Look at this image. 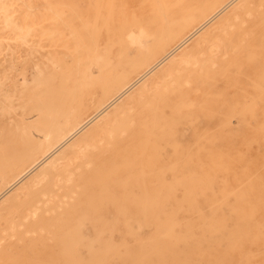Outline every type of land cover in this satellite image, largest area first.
Here are the masks:
<instances>
[{"label": "bare ground", "instance_id": "bare-ground-1", "mask_svg": "<svg viewBox=\"0 0 264 264\" xmlns=\"http://www.w3.org/2000/svg\"><path fill=\"white\" fill-rule=\"evenodd\" d=\"M73 1L46 0L30 17L47 21L43 34L60 46L32 61L31 81L0 74V264H26L46 237V264H143L173 251L189 189L264 186L252 160L223 141L231 113L264 132V0ZM6 2L3 26L26 43L39 26L12 25ZM33 2L23 4L34 14ZM15 49L0 39L4 71ZM178 188L187 189L180 199ZM151 221L165 241L145 249Z\"/></svg>", "mask_w": 264, "mask_h": 264}, {"label": "rangeland", "instance_id": "rangeland-1", "mask_svg": "<svg viewBox=\"0 0 264 264\" xmlns=\"http://www.w3.org/2000/svg\"><path fill=\"white\" fill-rule=\"evenodd\" d=\"M23 1L26 0H5L8 10L7 16L11 19L13 17L11 22L12 25L28 24L29 26H39V28L30 30L26 43H20L19 41L14 43V31L3 26V18L0 13V39L3 38L11 47L16 48V52L12 58L14 68L12 70L5 69L4 71L5 66H7V61L0 59V74L7 72L9 78L12 80L17 78L18 82L22 80V75L19 77L18 73H25L27 79L31 81L32 61L42 60V55L51 50V47L57 48V51L60 50V46H50L51 39L48 38L46 34H43V30L48 24L47 21H39L37 23L30 21V17L34 19L38 16L39 18L42 12L45 11L43 8L47 5L42 3L46 0H34L33 3L37 4L39 7L35 10L34 14L27 11ZM58 1L61 2L64 0H57V2ZM79 1L80 0H74L71 4L74 5ZM100 1L102 2L100 5L104 6L109 0ZM99 6L96 4L95 8L97 9ZM109 15L113 16V11H110ZM74 17L72 23L77 22L76 16ZM17 42L19 43L17 44ZM54 42L57 43L58 39H54ZM238 114L239 113H231L228 115L229 123L234 132L233 137H224L223 141L227 145H234L235 149L246 154L247 158L252 160L254 164V173L257 177V184L264 185V143L262 142L264 132L260 130L259 120L245 123L241 119L240 114ZM250 139L253 140L251 141ZM248 140L251 141V146L247 144ZM206 146L208 148L212 146V141L210 139L206 141ZM169 148L170 147H167V150H169ZM240 165L241 162L238 161L236 168L240 169ZM230 184L234 185L236 181L231 178ZM189 190L194 191L196 196L194 198H186L185 200L182 199L185 202L191 201V203L179 205L181 208L176 212V219L178 218L180 222L179 226L177 225L176 227L181 235L179 239L174 240V243H169V245L174 244L173 251L166 253L156 252V250L152 251L148 256H143V264H160L161 258H163L161 261L163 264H264V186L256 185L252 188H194ZM185 191H187L186 188L176 189L177 199H180V193ZM214 192L224 193V195L220 197L222 203L217 206H213L210 203L212 201L210 200L211 194ZM234 193L236 195L238 193L239 196L237 198H232L234 197L232 196ZM244 194L252 196V202L249 205L245 204L248 200L245 201V198L242 197ZM192 201H194V203ZM228 203L235 205V212L237 213L231 211L232 208ZM163 207L174 210L171 205H164ZM213 211L221 218V220L217 219V221H215V225L212 221L201 217L202 215L209 216V213H213ZM150 223L152 226L149 228V225H151ZM147 224L148 226H144L141 231L139 239L141 242L143 241L142 245L145 249L153 245L157 246L165 241L164 238L155 233L154 221L148 222ZM88 225L89 224H87L85 228H91L92 225ZM226 229H232L236 237L229 238L223 236ZM186 233H190V235L188 234L189 236L187 235V237L182 235ZM192 233L193 235H191ZM195 233H197V235H195ZM201 233H203V236ZM113 236L114 240L118 241L121 239L116 233H114ZM125 239L129 245H134V248H136L135 246H137V243L135 242V238L128 235ZM49 242H51L49 237L41 239L38 246L30 251L31 254L30 252L28 253L29 260L26 264H46L45 257L47 256V251L53 250V247L49 246ZM129 256H131V254ZM112 262L113 264H132L131 258L125 261L113 260ZM93 264H95V262H93Z\"/></svg>", "mask_w": 264, "mask_h": 264}]
</instances>
